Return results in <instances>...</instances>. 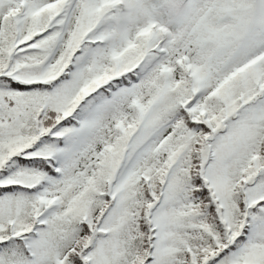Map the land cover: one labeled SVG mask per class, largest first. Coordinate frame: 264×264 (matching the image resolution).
Wrapping results in <instances>:
<instances>
[{
  "label": "snow or ice",
  "instance_id": "obj_1",
  "mask_svg": "<svg viewBox=\"0 0 264 264\" xmlns=\"http://www.w3.org/2000/svg\"><path fill=\"white\" fill-rule=\"evenodd\" d=\"M0 264H264V0H0Z\"/></svg>",
  "mask_w": 264,
  "mask_h": 264
}]
</instances>
